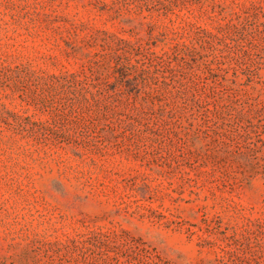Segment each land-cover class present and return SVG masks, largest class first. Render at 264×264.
Masks as SVG:
<instances>
[{
    "label": "rangeland",
    "instance_id": "1",
    "mask_svg": "<svg viewBox=\"0 0 264 264\" xmlns=\"http://www.w3.org/2000/svg\"><path fill=\"white\" fill-rule=\"evenodd\" d=\"M0 264H264V0H0Z\"/></svg>",
    "mask_w": 264,
    "mask_h": 264
}]
</instances>
